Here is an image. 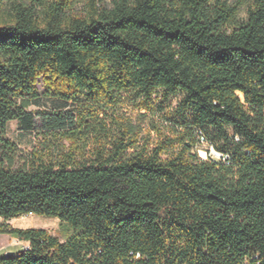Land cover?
I'll return each mask as SVG.
<instances>
[{"label":"trees","instance_id":"trees-1","mask_svg":"<svg viewBox=\"0 0 264 264\" xmlns=\"http://www.w3.org/2000/svg\"><path fill=\"white\" fill-rule=\"evenodd\" d=\"M241 1L0 0V233L28 243L0 264H264V0L238 20ZM157 90L179 96L152 145L100 122L85 151L92 105L150 109ZM39 97L88 109L28 110ZM36 115L68 148L13 168L7 124ZM28 214L63 240L6 223Z\"/></svg>","mask_w":264,"mask_h":264},{"label":"rangeland","instance_id":"rangeland-1","mask_svg":"<svg viewBox=\"0 0 264 264\" xmlns=\"http://www.w3.org/2000/svg\"><path fill=\"white\" fill-rule=\"evenodd\" d=\"M106 1V0H105ZM227 3L234 4L237 0H225ZM70 7L73 12H81L85 8L87 0H69ZM247 5L246 1L242 0L238 6L237 19L243 20L246 16ZM179 95L171 97H162L159 90L155 91L150 109H136L132 100L125 94L122 95V102L112 108H106L105 112H101L96 105L91 107L98 110V118L95 121L86 116L85 122H82L80 127L86 136L85 141L87 149L91 150L94 145L95 136H98L97 131L99 124L104 123V130L109 137L120 135V130L125 124H130L137 132L139 144L149 143L152 145L158 137V130L161 133H166L167 122L172 120L175 104ZM137 103L138 100H135ZM88 109V104L85 100L79 102H62L54 98L39 97L30 99L28 110H38L40 112L59 111L63 114L85 112ZM36 126L31 131H23L16 120L9 121L7 124V136L16 143L17 152L13 156V168L27 167L32 154L55 158V154L62 150H67L69 143L66 140H56L51 132L42 131L40 118L35 117ZM59 148V151H58ZM200 155L204 156L203 145L199 147ZM7 225L13 228H41L46 230L50 235L63 240L62 225L57 218L46 217L28 214L11 218L6 221ZM25 245L24 242L18 241L16 238L8 234L0 233V254L9 251H16Z\"/></svg>","mask_w":264,"mask_h":264},{"label":"built area","instance_id":"built-area-1","mask_svg":"<svg viewBox=\"0 0 264 264\" xmlns=\"http://www.w3.org/2000/svg\"><path fill=\"white\" fill-rule=\"evenodd\" d=\"M201 145H203L204 156H202V155H200L198 153L199 152V147ZM195 149H196V151L198 153V156L201 157V158H206L207 152H209V154L214 156V157H217V158L220 157V154L218 152L214 151L212 147L206 145V143L203 140V137H199V142L196 144ZM18 241H20V240H18ZM22 242H24L25 245L21 246V248H28V243L25 242V241H22Z\"/></svg>","mask_w":264,"mask_h":264},{"label":"water","instance_id":"water-1","mask_svg":"<svg viewBox=\"0 0 264 264\" xmlns=\"http://www.w3.org/2000/svg\"><path fill=\"white\" fill-rule=\"evenodd\" d=\"M12 254V251L7 252V255L10 256Z\"/></svg>","mask_w":264,"mask_h":264}]
</instances>
